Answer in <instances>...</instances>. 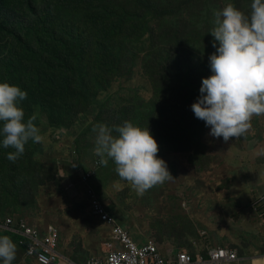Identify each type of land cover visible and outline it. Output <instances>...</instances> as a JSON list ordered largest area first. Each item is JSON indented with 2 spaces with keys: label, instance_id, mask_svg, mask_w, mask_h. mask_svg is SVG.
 <instances>
[{
  "label": "rangeland",
  "instance_id": "rangeland-1",
  "mask_svg": "<svg viewBox=\"0 0 264 264\" xmlns=\"http://www.w3.org/2000/svg\"><path fill=\"white\" fill-rule=\"evenodd\" d=\"M251 3L0 0V82L27 92L25 121L34 116L43 138L13 163L15 149L0 136V230L16 216L40 231L55 225L62 254L79 263L99 257L113 226L91 212L89 187L133 242L231 247L264 264V116L225 143L191 109L213 74L214 13L233 4L248 16ZM124 121L148 128L173 180L138 195L111 160L98 164L93 126ZM12 240V264H39Z\"/></svg>",
  "mask_w": 264,
  "mask_h": 264
},
{
  "label": "clouds",
  "instance_id": "clouds-1",
  "mask_svg": "<svg viewBox=\"0 0 264 264\" xmlns=\"http://www.w3.org/2000/svg\"><path fill=\"white\" fill-rule=\"evenodd\" d=\"M214 15L215 27L209 32L216 49L209 56L213 74L202 80L201 95L191 109L210 128L209 135L227 143L244 136L254 116H264V0H252L248 16L233 4ZM26 98L27 92L19 86L0 82V136L4 148L15 149L7 155L13 163L29 141L43 139L35 117L25 121L21 102ZM92 132L98 164L107 167L111 160L118 177L138 195L175 178L167 163L158 158L159 146L148 128L124 121L112 127L98 123ZM16 252L13 240L0 234L3 264H12Z\"/></svg>",
  "mask_w": 264,
  "mask_h": 264
},
{
  "label": "built area",
  "instance_id": "built-area-1",
  "mask_svg": "<svg viewBox=\"0 0 264 264\" xmlns=\"http://www.w3.org/2000/svg\"><path fill=\"white\" fill-rule=\"evenodd\" d=\"M84 176V175H83ZM86 178H89L85 174ZM86 195L91 196L90 210L106 228L113 226L108 243H104L102 255L91 258L83 263L59 252L61 233L55 225L47 229L37 230L25 226L17 218L4 219V233L19 236V243L27 249V256L39 264H241L237 250L231 247L210 248L206 252H191L187 249L163 250L154 239H148L143 244L133 242L125 231L107 210V207L97 198L92 188H87ZM54 226V227H52ZM16 227L20 229L14 230ZM0 234L3 232L0 230ZM23 246V247H24ZM264 253V244H263Z\"/></svg>",
  "mask_w": 264,
  "mask_h": 264
},
{
  "label": "crops",
  "instance_id": "crops-1",
  "mask_svg": "<svg viewBox=\"0 0 264 264\" xmlns=\"http://www.w3.org/2000/svg\"><path fill=\"white\" fill-rule=\"evenodd\" d=\"M87 190V189H86ZM103 203V202H102ZM104 204V203H103ZM105 205V204H104ZM106 206V205H105ZM107 207V206H106ZM16 218L17 219H24V217H21V216H16ZM99 221V220H98ZM99 223H101V222H99ZM102 224V223H101ZM103 225V224H102ZM48 226H50V225H48ZM47 229V228H46ZM104 229H106V230H109L108 228H106L105 226H104ZM110 232V231H109ZM110 234V233H109ZM17 239H18V241H19V239H20V237L18 236L17 237ZM145 242V241H144ZM144 242H141L140 244H143ZM162 248V247H161ZM163 250H166V249H164V248H162ZM174 249V248H173ZM173 249H170V250H173ZM176 249V248H175ZM176 250H178V249H176ZM59 252H61V250H59ZM250 260V259H249ZM258 262H262V260H258Z\"/></svg>",
  "mask_w": 264,
  "mask_h": 264
},
{
  "label": "bare ground",
  "instance_id": "bare-ground-1",
  "mask_svg": "<svg viewBox=\"0 0 264 264\" xmlns=\"http://www.w3.org/2000/svg\"><path fill=\"white\" fill-rule=\"evenodd\" d=\"M126 230H127V229H126ZM131 236H132V234H131ZM132 237H133V236H132ZM133 239L136 241L135 238H133ZM260 260L264 261V257L261 258ZM250 261H255V260H252V258H251L250 260H241V264H248Z\"/></svg>",
  "mask_w": 264,
  "mask_h": 264
},
{
  "label": "trees",
  "instance_id": "trees-1",
  "mask_svg": "<svg viewBox=\"0 0 264 264\" xmlns=\"http://www.w3.org/2000/svg\"><path fill=\"white\" fill-rule=\"evenodd\" d=\"M2 235H8L11 239H17V237L13 234H10V233H5V234H2ZM250 262H253V261H250Z\"/></svg>",
  "mask_w": 264,
  "mask_h": 264
}]
</instances>
